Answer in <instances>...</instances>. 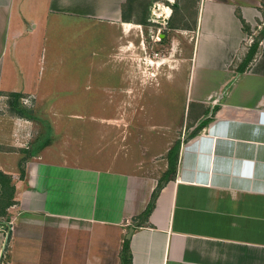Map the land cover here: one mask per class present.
<instances>
[{
  "label": "crops",
  "instance_id": "0c3cea01",
  "mask_svg": "<svg viewBox=\"0 0 264 264\" xmlns=\"http://www.w3.org/2000/svg\"><path fill=\"white\" fill-rule=\"evenodd\" d=\"M128 1L0 0V264H264V36L253 51L242 46L243 20L254 28L263 0L197 1L183 119L195 133L173 155L176 143L166 148L159 173L101 156L95 132L117 115L63 111L86 74L49 51L54 28L70 27L59 17L114 25L124 47ZM112 66L114 83L82 106L133 104V69ZM15 94L33 97L26 113Z\"/></svg>",
  "mask_w": 264,
  "mask_h": 264
},
{
  "label": "rangeland",
  "instance_id": "374dc122",
  "mask_svg": "<svg viewBox=\"0 0 264 264\" xmlns=\"http://www.w3.org/2000/svg\"><path fill=\"white\" fill-rule=\"evenodd\" d=\"M197 1L129 0L125 11L132 17L131 22H128L132 23L131 26L129 25L131 29L130 33L123 32V39L127 41L124 47L119 44V48L114 43L116 30L114 25L102 23L100 26H94L89 21H85L83 25L80 20L59 17L58 20L61 23L70 21V27L56 26L54 28L51 39L48 41L49 51L53 54L64 53L67 55L66 59H62L65 68L85 70L86 74H80L78 77V90L77 87L75 89L78 91V100L72 101L69 106L63 108V111L69 113L78 111L87 117L94 114L101 116L112 114V117L117 115L112 120L110 117L106 120L100 119L102 130L95 132L96 135L103 136L104 145H100L101 141L98 145L97 141L95 143L98 147L102 146L101 156L104 159L121 155L118 157V162H121L122 157L131 156L132 162L139 168L142 165L144 169L146 167L152 172L159 173L167 166L166 148L189 133L190 126L193 124L188 122L189 120L183 122L187 95L185 85L189 73L188 57L193 48V38L197 34L194 24ZM121 28L122 25L118 24L117 30L120 34ZM242 28L248 36L242 46L251 45L253 47L251 51H253L256 47L255 43L259 44L263 37L264 4L261 18L255 23L254 28L246 21L243 22ZM251 53L249 59L252 57ZM55 61L58 62L59 59ZM113 62L117 68L126 70V73L127 68L133 69L131 72L135 85L134 92L130 93L133 104L128 102V106L111 108L82 106L84 102L99 100L105 95L106 92L99 90V83H114L113 71L109 72ZM60 64L61 62L56 66ZM93 69L95 72L92 77L88 75V72ZM177 85L179 89L181 87L180 92ZM163 89H165L164 92ZM126 94L129 93L119 91L117 98L120 100ZM23 101L19 98V105L22 108ZM32 103L33 97H30V105ZM110 109H112L111 113ZM192 110L196 111V107L193 106ZM110 121L115 124V126L112 125V129L109 125H105L110 124ZM82 125L86 127V130H89V127H95L89 119ZM147 134L153 139L149 137L144 139ZM160 140L161 147L151 149L152 143ZM87 141V147L94 142L91 137ZM83 156L98 158L100 154H84ZM92 161L96 160L92 159ZM8 226L11 224H4L6 230L9 229ZM7 244L8 241H5L6 247Z\"/></svg>",
  "mask_w": 264,
  "mask_h": 264
},
{
  "label": "trees",
  "instance_id": "16d2710c",
  "mask_svg": "<svg viewBox=\"0 0 264 264\" xmlns=\"http://www.w3.org/2000/svg\"><path fill=\"white\" fill-rule=\"evenodd\" d=\"M243 22H244V20H243ZM262 36H264V32H263V34H262ZM261 36V37H262ZM256 44V47H257V45H258V43H255ZM256 47H255V49H256ZM247 59H249V58H247ZM19 98H20V95H18V94H15V96L13 97V99H14V104H18L19 105ZM19 108L18 109H21L22 110V112H27L26 110H25V108H22V107H20V106H18ZM195 132H192L191 134L189 133V136L190 135H193ZM179 146H180V140L175 144V146L173 147V149H172V152H171V154L173 155L177 150H178V148H179ZM172 155H171V161H172ZM170 171V170H169ZM168 177V176H167ZM161 186H162V184H160L159 185V187H158V189H157V191H159V189L161 188ZM157 191L155 192V194L153 195V200L151 201V203L148 205V207H147V209H146V211H145V215H147L150 211H151V209H152V207H153V205H154V200H155V197H156V193H157ZM129 239H126L125 240V244H124V251H126V249H128L129 248Z\"/></svg>",
  "mask_w": 264,
  "mask_h": 264
},
{
  "label": "water",
  "instance_id": "95a60500",
  "mask_svg": "<svg viewBox=\"0 0 264 264\" xmlns=\"http://www.w3.org/2000/svg\"><path fill=\"white\" fill-rule=\"evenodd\" d=\"M133 230H134V227L131 226L130 229H129V232H128V234H127V238H130V237H131V235H132V233H133Z\"/></svg>",
  "mask_w": 264,
  "mask_h": 264
},
{
  "label": "built area",
  "instance_id": "2783aa9c",
  "mask_svg": "<svg viewBox=\"0 0 264 264\" xmlns=\"http://www.w3.org/2000/svg\"><path fill=\"white\" fill-rule=\"evenodd\" d=\"M22 99L24 100V102H25L26 104L30 101V99L27 98V97H23Z\"/></svg>",
  "mask_w": 264,
  "mask_h": 264
}]
</instances>
